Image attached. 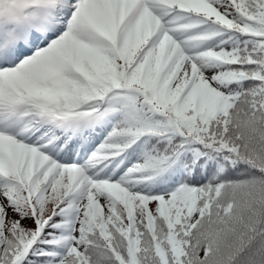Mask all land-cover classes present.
Returning a JSON list of instances; mask_svg holds the SVG:
<instances>
[{
  "label": "snow or ice",
  "instance_id": "obj_1",
  "mask_svg": "<svg viewBox=\"0 0 264 264\" xmlns=\"http://www.w3.org/2000/svg\"><path fill=\"white\" fill-rule=\"evenodd\" d=\"M0 264H264V0H0Z\"/></svg>",
  "mask_w": 264,
  "mask_h": 264
}]
</instances>
